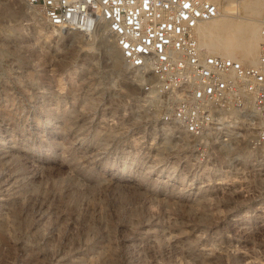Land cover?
<instances>
[{"label":"rangeland","instance_id":"obj_1","mask_svg":"<svg viewBox=\"0 0 264 264\" xmlns=\"http://www.w3.org/2000/svg\"><path fill=\"white\" fill-rule=\"evenodd\" d=\"M0 6V264H264V153L198 158L107 32Z\"/></svg>","mask_w":264,"mask_h":264},{"label":"built area","instance_id":"obj_2","mask_svg":"<svg viewBox=\"0 0 264 264\" xmlns=\"http://www.w3.org/2000/svg\"><path fill=\"white\" fill-rule=\"evenodd\" d=\"M23 1L52 28L87 34L102 24L139 89L141 111L181 129L198 158L234 144L264 153V12L256 59L245 64L198 42L197 26L219 15L216 0Z\"/></svg>","mask_w":264,"mask_h":264},{"label":"bare ground","instance_id":"obj_3","mask_svg":"<svg viewBox=\"0 0 264 264\" xmlns=\"http://www.w3.org/2000/svg\"><path fill=\"white\" fill-rule=\"evenodd\" d=\"M216 1H219L220 4L219 15L203 21L197 26L196 33L199 44L211 53L238 59L245 64L254 62L259 40L258 19L264 12V0H238L236 3H232L231 0ZM0 9L3 12L7 10L5 6H0ZM39 12L43 17L40 10ZM69 30L71 29H59V32ZM96 33H101L104 36L106 29L102 24L96 25L92 31L83 34L85 37L89 35L93 37ZM107 40L111 42L115 54L119 55L111 38L109 37ZM119 59H121L120 56ZM134 101L137 102V98ZM165 130L167 134L178 132L176 137L184 135L183 131L176 126L165 127ZM229 148H235L238 152L235 156L242 157V159H246L245 157L250 154V150L245 145L234 144Z\"/></svg>","mask_w":264,"mask_h":264}]
</instances>
